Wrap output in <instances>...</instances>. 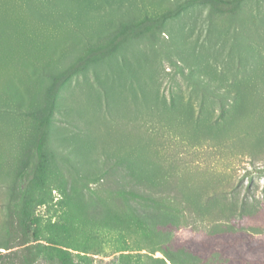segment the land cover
<instances>
[{
    "label": "rangeland",
    "instance_id": "obj_1",
    "mask_svg": "<svg viewBox=\"0 0 264 264\" xmlns=\"http://www.w3.org/2000/svg\"><path fill=\"white\" fill-rule=\"evenodd\" d=\"M180 1L0 0V253L50 74ZM48 151L33 264H208L226 247L227 264H264V0L194 6L73 76Z\"/></svg>",
    "mask_w": 264,
    "mask_h": 264
},
{
    "label": "trees",
    "instance_id": "obj_2",
    "mask_svg": "<svg viewBox=\"0 0 264 264\" xmlns=\"http://www.w3.org/2000/svg\"><path fill=\"white\" fill-rule=\"evenodd\" d=\"M249 0H182L159 15L146 14L142 18L132 19L119 24L104 40L89 45L73 62L59 72L50 74V83L46 87L43 102L28 111L35 120L29 142L20 160L15 178L11 183L7 201V224L14 242H5L2 247L8 251L0 253V264H33L42 252L40 244H32L40 238L37 206L43 203L44 190L50 172L48 144L50 140L57 100L64 85L75 75L115 55L124 45L143 37H155L163 32L167 22L184 11L199 5H207L215 14H236ZM160 216L153 214L150 223ZM157 230L156 226L150 227ZM154 228V229H153ZM232 245L231 243L228 246ZM230 249L229 247H226ZM217 251L223 255L225 264L230 261L228 250ZM213 253L208 264L219 262L218 253ZM164 253L175 264H181L173 252ZM218 256L217 260L216 257ZM60 257L65 260L64 252ZM222 261V259H221Z\"/></svg>",
    "mask_w": 264,
    "mask_h": 264
}]
</instances>
